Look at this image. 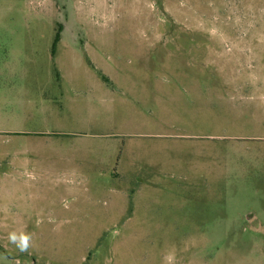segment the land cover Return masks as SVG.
<instances>
[{"label": "rangeland", "instance_id": "rangeland-1", "mask_svg": "<svg viewBox=\"0 0 264 264\" xmlns=\"http://www.w3.org/2000/svg\"><path fill=\"white\" fill-rule=\"evenodd\" d=\"M0 264H264V0H0Z\"/></svg>", "mask_w": 264, "mask_h": 264}, {"label": "clouds", "instance_id": "clouds-1", "mask_svg": "<svg viewBox=\"0 0 264 264\" xmlns=\"http://www.w3.org/2000/svg\"><path fill=\"white\" fill-rule=\"evenodd\" d=\"M29 239L30 237L27 234H23V233L19 235H17L16 233L9 234V241L16 243L17 247L21 252L27 250Z\"/></svg>", "mask_w": 264, "mask_h": 264}]
</instances>
